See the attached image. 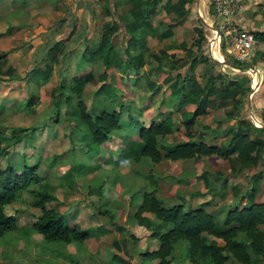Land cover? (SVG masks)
<instances>
[{
	"label": "trees",
	"instance_id": "trees-1",
	"mask_svg": "<svg viewBox=\"0 0 264 264\" xmlns=\"http://www.w3.org/2000/svg\"><path fill=\"white\" fill-rule=\"evenodd\" d=\"M193 2L194 0H126L124 5L127 4L128 7L121 15L120 23L115 20L113 13L116 6L110 9V5H106L104 9L108 20L101 25L97 45L92 50L85 48L83 53L86 58L81 56L76 64L78 69L83 64L100 63L103 71L96 75L99 83L96 90L103 98L100 102L96 99L90 107L86 104L88 97L85 98V86L91 82L93 72L89 68H84L83 72L68 81L63 80L57 87L58 95H64L67 107H72L73 111L67 115V119L73 122L74 128L84 129L90 138L89 145L107 142L112 133L121 128L124 112L134 114L147 107L149 113L156 112L161 117L150 121L147 126L137 128L141 149L134 155L135 161L143 159L153 166L163 161L182 165L179 161L197 162L212 157L227 163V172H211L205 168L199 172L197 168L200 166L195 164L192 171L174 176L178 183L182 180H202L203 189L197 193L200 196L206 194L209 199L199 200L194 207L189 206L184 197H177V201L170 202L159 196L156 181L153 175L149 174V189H141L140 200H134L138 192L129 196V210L123 220L124 225L114 223L113 211L96 208L95 214L106 216L108 226L113 227L108 231L113 233V248L117 251L127 250L128 243L132 245L143 239L148 240L151 244L138 253L140 258L151 262L155 260L156 264H174V260L179 258L176 246L184 243L183 260L188 264H264V201H255L262 171L250 175L251 169L263 160L264 127L254 125L241 115L242 89L239 82L243 80L250 84L248 75L247 80L245 77L230 78L226 73L215 72L206 77L203 83L194 75L196 65L208 61L202 55V46L207 39L202 22L197 19L193 24L192 31L196 39L192 41L191 46H187L184 41L172 43V30L183 23ZM161 11L170 18L157 21L155 25L153 17ZM212 14L210 9V15ZM120 26H123L125 40L122 54L118 55L113 38ZM251 32L258 43H264V32ZM149 38L167 40L166 48L161 49L159 54L151 53L147 46ZM59 47V44H55L47 50L49 58L43 69L32 67L28 71L32 80L40 77L46 80L50 76L53 63L57 62L56 52ZM172 49L186 52L189 72L182 73L175 69L173 63L176 59H172L167 67L162 64L166 50ZM220 49L222 53H226L223 44ZM256 52V58L264 64V51ZM6 56L5 52H0V71L5 66ZM168 57L173 58V55ZM232 65L241 69L237 60H234ZM248 67L251 66H244L245 69ZM114 69L123 80L124 90H116L109 81V72ZM3 73L11 76L10 79L16 77L12 68L3 70ZM129 80L133 84L140 80L145 83L146 93L139 98V109L131 108L134 103L132 100L127 101L126 108L122 103L126 100L128 89H132L128 87H134L130 85ZM71 94L74 95L73 99ZM34 96L32 94L30 101L34 100ZM216 96H220V99L215 106L223 108L230 103L231 110L225 112L223 120L214 118V126L199 124L197 119L206 116L208 109L213 108ZM155 98L160 99L162 104L166 103L167 111L160 103L152 102ZM114 101H117L116 105ZM54 106H59L57 99ZM261 120L264 124V116ZM224 123L226 125L222 127ZM15 130L17 137L26 130L35 131L36 127ZM173 132L181 135L182 141L164 143L163 138ZM217 138H224L225 144H215L213 141ZM5 150V147L0 148V155L4 154ZM37 169L38 165L35 164L24 166L22 169L8 164L5 169L0 170V237L17 227V216L7 215L4 208L25 202L28 207L39 211L38 215H34L33 222L28 225L40 235L42 242L50 245L58 242L66 246L88 243L91 240L89 231L78 224H69V218L53 207L52 203L56 200L55 186L46 178L40 177ZM236 174L248 177L244 192L239 191V184H229ZM229 185L231 203L224 206V217L221 220L214 219L205 207L214 195L223 197ZM101 190L100 185L99 188L89 190V193L95 191L101 194ZM116 234H121L122 237L116 238ZM152 245H156V248L153 249ZM111 260L114 264H130L117 253L112 254Z\"/></svg>",
	"mask_w": 264,
	"mask_h": 264
},
{
	"label": "rangeland",
	"instance_id": "rangeland-1",
	"mask_svg": "<svg viewBox=\"0 0 264 264\" xmlns=\"http://www.w3.org/2000/svg\"><path fill=\"white\" fill-rule=\"evenodd\" d=\"M119 2L123 4L121 14H117L116 9L113 12L118 23H120V17L124 14V8L127 5H124L126 0H119ZM109 3V0H0V15H4L8 11L12 13L15 6L19 7L22 12L19 18H14L11 23L7 22L6 19L0 20V52H5L7 55L3 70L12 68L13 71L17 72L16 77L10 79L11 76L4 74L3 70L0 71V96L2 94L0 97V148H6L5 153L0 155V170L5 169L8 164L22 169L24 166L38 165L39 162L38 175L46 178L45 164L47 168H50L48 171L50 181L54 184L59 181L64 183L65 186L62 190L67 192L65 195L67 205L73 209L76 206L80 209L86 206L85 210L87 212L81 215V218L85 221L88 219L89 213L93 212V220L90 219V222L94 223L91 228L109 227L106 216L94 213L96 207L113 211L114 223L124 225L122 215L123 211L126 212V215L128 214L129 196L138 192L135 194L134 200H140L141 189H149L147 180L149 174H152L156 181L159 196L165 197L170 202L177 201V197H184L188 205L193 207L196 205L195 201L200 198L209 199L206 195L201 197L199 195L183 194L187 189L186 192H190L193 185L183 184V188L174 179V176L184 175L185 172L192 171L194 165L191 162H187L182 166L163 161L153 166L143 159L134 160V155L141 149V142L138 140L136 130L138 127L147 126L150 121L160 118L161 116L156 112L149 113L147 107L134 114L124 112L121 128L114 131L111 138L100 145H89L90 138L84 129L74 128L73 122L67 119V115L73 109L67 107L64 102V95L59 97L57 87L63 80L68 81L74 75L83 72L84 68L92 69V80L94 81L91 80L85 86V98L88 97L87 106L90 107L96 99L98 102L101 101L102 95L96 90L99 84L96 75L98 72L103 71V68L99 66L100 63L96 65L83 64L78 69H76V64L81 56L86 58L83 53L85 48L92 50L97 45L101 34V25L108 20L104 8ZM24 4L26 5L24 6ZM109 5L110 9H113L111 3ZM203 6L208 11L205 10L203 13ZM235 7V15L244 17L249 13L247 18L253 23L254 28L264 29V0H235ZM199 9L201 10L199 11ZM199 9L198 5L194 6V3L189 6V13L183 23L172 30V43L184 41L187 46H191L192 41L196 39L192 27L195 20L200 21L199 18L209 27H216L218 20L214 18L213 14L210 15L211 0H200ZM117 16L119 20H117ZM168 18L170 17L161 11L153 17V23L156 25L157 21H165ZM204 23L202 24L204 25ZM10 24L11 27H9ZM208 26L204 25L207 39L202 46V55L208 61L196 65L193 73L197 80L203 83L206 77L215 72L226 73L230 78L238 76L247 79L244 66L255 64L257 52L250 61H238L241 64V69L235 67L237 71L231 69L235 58L229 53V55L226 54L224 44L223 47L226 53H222L221 49L218 51L216 47L213 48V52L209 51L208 42L213 34ZM122 27L120 26L119 31L113 38V45L117 47L118 55L122 54L125 40ZM5 28H11L10 32L6 33ZM55 44H59L60 47L56 52L57 62L53 63L52 73L46 80L41 77L32 80L28 71L32 67L43 69L49 58L47 50ZM147 46L151 53L159 54L161 49L166 48L167 43L163 40L153 39L148 41ZM258 50L262 51L261 44L258 45ZM171 54L173 58L168 57ZM175 55L177 58H175ZM216 55L220 60H216ZM172 59H176L173 63L175 69L182 73L189 72V59L186 57L185 51L180 49L166 50V56L165 59L163 57L162 64L167 67ZM258 70L259 89H262L264 86V82H262L264 73L262 67H259ZM109 75V81L116 90L125 89L118 71L111 70ZM247 77L250 78L249 75ZM29 79L32 80L31 83H28ZM129 83L134 87H128L132 89H128L125 96L126 100L122 103L126 108L127 101L132 100L134 103L131 108L139 109V98L146 93L145 83L143 80L136 84L131 83L129 80ZM239 84L242 89V94H240L242 101L241 115L257 126L258 123H262L261 119H258V114L260 116L264 114V107L257 109V106L254 105L260 96L256 95V92L250 96L251 88L248 81L241 80ZM32 94L35 95L34 100L30 101ZM71 98H74L73 94H71ZM56 99L58 100V108L54 106ZM219 99L220 96L214 97L215 104L213 108L208 109L206 116L197 119L199 124L206 123L214 126L212 123L214 118L224 119L225 112L231 110V105L227 103L223 108L215 106L218 105ZM152 102L160 103L163 108L166 106V103L162 104L160 99L157 98ZM114 103L116 105L117 101H114ZM164 109L167 111L168 108L165 107ZM251 116L256 119V124L252 121ZM225 125L226 123L222 124V127H225ZM30 127H36V130H26L20 136H15L16 128ZM162 141L164 143L180 142L182 136L173 132L171 135L164 137ZM70 145H72L69 147L70 150L63 151ZM52 153L56 156L53 159L55 162L48 165ZM198 166H200V168H197L199 172L203 168L209 169V171L212 169L211 172L216 170L228 171L227 163L223 161L199 160ZM259 170L262 171L261 179L263 180V163H259L252 168L250 175ZM247 179L248 177L241 178V181L236 180V184H239L240 189L241 186L247 183ZM229 184L234 185L232 180ZM100 185L104 190L101 201L98 200L95 191L92 194L89 193V190L99 188ZM200 185H203L202 181L197 182L195 187L197 188ZM230 185L227 187V191L231 195ZM66 187L71 189L72 193H75V198L70 197L71 193L68 192ZM216 202L218 200L214 203ZM111 203H115V207L110 208ZM52 205L54 208L56 207L54 204ZM64 206L66 205L58 204V210L61 211ZM206 208L207 206L205 210ZM4 212L7 215L14 214L17 216V227L0 237V264H114L111 260L113 253H117L130 264H156L155 260L151 262L138 256V253L143 251L146 245H150L151 241L143 242V239L132 245L128 243L127 250L117 251L109 242L110 236L99 234L95 231V228L92 229L93 234L101 238H95L88 244L73 243L66 246L55 242L50 245V243L42 242L40 235L28 225L33 222L34 215L39 214L38 210L30 208L25 202H22L14 203L13 206H6ZM112 228L110 226V229ZM121 237L119 235V238ZM154 243L156 244V242ZM152 248L155 249L156 245H152ZM176 253L179 258L176 261L174 260V264H188L183 260L185 254L184 243L176 246Z\"/></svg>",
	"mask_w": 264,
	"mask_h": 264
},
{
	"label": "crops",
	"instance_id": "crops-1",
	"mask_svg": "<svg viewBox=\"0 0 264 264\" xmlns=\"http://www.w3.org/2000/svg\"><path fill=\"white\" fill-rule=\"evenodd\" d=\"M14 1V0H13ZM121 1V0H120ZM109 2L111 3V5L112 6H116L115 7V9H116V13L117 14H121V12H122V9H121V6L123 5V4H121V2H119V0H109ZM199 2H200V0H194V6L195 5H198V9H199ZM109 3V4H110ZM26 4H24V6H25ZM127 8V5L125 6V8H124V10ZM203 13L205 12V10L206 11H208L207 9H205V6H203ZM201 9H199V11H200ZM246 10V9H245ZM22 12L20 11V8L19 7H16L15 6V8H13V11H12V13L11 12H9L8 11V13H6V14H4V15H0V20L1 19H6V21L7 22H9V23H11L12 22V20L14 19V18H16V17H18L19 18V16H20V14H21ZM201 13V12H200ZM249 14V13H248ZM248 14H247V16H244V17H242V16H237V14L235 15V17H234V21L240 26V27H242V28H245V29H247V30H250V31H262V32H264V29H262V28H254V25H253V23L252 22H250L249 21V19L247 18L248 17ZM166 21V20H165ZM9 27H11V24L9 25ZM10 30H11V28H8V29H4V31H6V33L7 32H10ZM153 39H156V38H149V40H153ZM148 40V41H149ZM148 41H147V43H148ZM164 41H166V43H167V40H164ZM180 42V41H179ZM261 46H262V44H261ZM215 52V51H214ZM215 54V53H214ZM216 57H217V55H216ZM219 59V58H218ZM220 60V59H219ZM264 64L259 60V59H257L256 60V62H255V64H253V66H255V67H257V68H259V67H262V70H263V73H264V66H263ZM15 73H17L16 71H15ZM32 82V80H28V83H31ZM92 82H94L93 80H92ZM262 82H264V76H263V79H262ZM256 95H259L260 96V98L258 99V101L254 104L255 106H257V109H261V108H263L264 107V86H263V88L262 89H259V85H258V90H257V92H256ZM1 96H2V94H1ZM0 96V97H1ZM103 98V97H102ZM28 109H31V110H34V109H32V108H28ZM264 116V114L262 115V116H260L259 114H258V119H261V117H263ZM261 122H262V120H261ZM139 140V139H138ZM215 144H217L218 146H222V145H224L225 144V139L224 138H217L215 141H213ZM72 145H70V146H68L67 148H69V147H71ZM29 147H31V146H29ZM33 148V147H32ZM67 148H65L63 151H67V150H70V148L69 149H67ZM34 149V148H33ZM75 150V149H74ZM56 156H55V154L54 153H52V155H51V159H50V161L48 162L49 164L48 165H50V164H53L55 161H53V159L55 158ZM263 159H264V156H263ZM206 160H208V161H210V160H215L216 162H219V161H221L220 159H217V158H208V159H206ZM182 163V165L184 166L187 162H191V164L192 165H195L196 164V166H198V162L199 161H197V162H193V160H188V161H179V163ZM222 162V161H221ZM162 163V162H161ZM224 163H226V162H224ZM260 163H263L264 164V161H261ZM38 170H37V174H38V171H39V169H40V164H39V162H38ZM44 168H45V175L47 176L46 177V179L52 184V185H54L55 186V192H54V195H55V197H56V200L52 203V204H54L56 207H55V209L57 210V211H59L58 210V204H60V205H62V204H65L66 206H64V208L61 210V211H59V212H64V214L69 218V224H78L80 227H84L85 229H88V231H89V233L91 234V240L89 241V242H91L93 239H95V238H101L100 236H96V235H94L93 233H94V231H92V229H95V231H97L99 234H101V235H109L110 236V243H111V240H112V237H113V233L111 232H108V231H110V230H112V229H110V226L109 227H102V226H98V227H94V228H91L92 227V225H93V223L94 222H90V219H91V221L93 220V212H91V213H89V211H88V213H89V216H88V219L85 221L84 219H82L81 218V215L82 214H85L87 211L85 210L86 209V206H84V207H82V209H80V208H78V206H76V208L75 209H73V208H70V206L69 205H67V200H65V195L67 194V192H64V190H62L63 189V187L65 186L64 185V183H60V181L58 182V183H52L51 181H50V179H49V175H48V171L50 170V168H47L46 166H45V164H44ZM3 170V169H2ZM210 171H213L212 169H210ZM40 176V175H39ZM40 177H42V176H40ZM241 178H245V176H243V175H241V174H236V175H234L232 178H231V180L233 181V184H236V180H240L241 181ZM200 181H202L201 179H196L194 182H189V181H187V180H182L181 182H180V185H182V187L184 188V186H183V184L184 185H188V186H190V184L191 185H193V187L192 188H190V192H184L183 194H185V193H187V194H190V195H199L197 192L198 191H200V190H202L203 189V185L201 186H198L197 188L195 187V184H197V182H200ZM240 181H239V183H240ZM247 182H248V179H247ZM202 184H203V182H202ZM179 185V186H180ZM227 187H229V186H227ZM246 187H247V183H245V185L244 186H241V189H239V191H241V192H244L245 191V189H246ZM67 188V187H66ZM67 190H68V192H70L71 193V198H73L74 197V195H75V193L73 192L72 193V191H70L71 189H68L67 188ZM227 190H228V188H227ZM74 191V190H73ZM103 192H104V190H103V187H102V190H101V194L100 193H97V192H95L97 195H98V200H100L101 201V197L103 196ZM92 193H94V192H92ZM91 192H90V194H92ZM206 195V194H205ZM205 195H202L201 197H203V196H205ZM178 196H183V195H178ZM200 196V195H199ZM207 197H209L208 195H206ZM230 196V198H228ZM227 197V198H226ZM75 198V197H74ZM203 199V198H202ZM199 200H201V198L199 199ZM198 200V201H199ZM216 200H218V202H216V203H214ZM198 201H195L196 202V205H197V203H198ZM255 201L256 202H263L264 201V179L262 180L261 179V181H260V185H259V190H258V192H257V194H256V197H255ZM231 203V195H230V193L228 192V191H225V195L223 196V197H218V195H214L213 197H212V199L210 200V203H209V205H207V208H206V211L208 212V213H210L213 217H214V219H218V220H221L223 217H224V206L225 205H229ZM114 204L115 203H111L110 204V208H113V207H115L114 206ZM105 205H106V203H105ZM195 205V206H196ZM190 206H192V205H190ZM128 207H129V205H128ZM194 207V206H193ZM97 208V207H96ZM67 210V211H66ZM72 210V211H71ZM96 210V209H95ZM66 211V212H65ZM124 213H123V220L125 219V217H126V212L125 211H123ZM68 213V214H67ZM95 213V212H94ZM122 220V221H123ZM23 224H25V223H23ZM101 227V228H100ZM103 229V231H101ZM119 235H121V234H116V238L117 237H119ZM88 242V243H89ZM143 242H145V241H143ZM87 242H85L84 244H88ZM256 264H259V263H256Z\"/></svg>",
	"mask_w": 264,
	"mask_h": 264
},
{
	"label": "built area",
	"instance_id": "built-area-1",
	"mask_svg": "<svg viewBox=\"0 0 264 264\" xmlns=\"http://www.w3.org/2000/svg\"><path fill=\"white\" fill-rule=\"evenodd\" d=\"M214 18L218 20L216 27L212 29V38L208 46L220 50L221 44L225 45L227 53L231 54L235 60L250 61L258 50V43L250 30L240 27L235 21V0H211ZM264 51V43L262 44ZM237 71L236 69H233ZM245 73L250 76V96L258 90L259 70L255 66L245 69ZM256 124V121L254 122Z\"/></svg>",
	"mask_w": 264,
	"mask_h": 264
},
{
	"label": "water",
	"instance_id": "water-1",
	"mask_svg": "<svg viewBox=\"0 0 264 264\" xmlns=\"http://www.w3.org/2000/svg\"><path fill=\"white\" fill-rule=\"evenodd\" d=\"M199 19H200V21H201L202 23H204V21H203L201 18H199ZM204 25H205V26H208L206 23H204ZM208 28H209L210 30L213 29L212 26H210V27L208 26ZM208 49H209L210 52H213V48H212L211 46H208ZM215 58H216V60H219L218 57H215ZM230 67H232V66H230ZM231 69H235V68L232 67ZM244 72H245V69H244ZM250 91L252 92L253 89L251 88ZM251 118H252V121L255 122L256 119H255L253 116H251ZM257 126L264 127V124H262V123H258Z\"/></svg>",
	"mask_w": 264,
	"mask_h": 264
}]
</instances>
